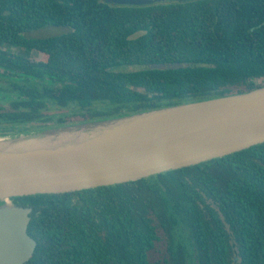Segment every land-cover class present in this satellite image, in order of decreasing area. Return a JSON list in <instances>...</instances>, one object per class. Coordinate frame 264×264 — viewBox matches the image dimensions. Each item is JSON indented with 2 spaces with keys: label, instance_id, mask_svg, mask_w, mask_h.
Masks as SVG:
<instances>
[{
  "label": "trees",
  "instance_id": "trees-1",
  "mask_svg": "<svg viewBox=\"0 0 264 264\" xmlns=\"http://www.w3.org/2000/svg\"><path fill=\"white\" fill-rule=\"evenodd\" d=\"M48 25L72 30L26 36ZM167 63L185 66L158 67ZM261 86L264 0H0V95L15 97L0 100V134ZM12 200L33 208L37 247L25 264H187L180 223L198 264H264V143L136 181Z\"/></svg>",
  "mask_w": 264,
  "mask_h": 264
},
{
  "label": "water",
  "instance_id": "water-1",
  "mask_svg": "<svg viewBox=\"0 0 264 264\" xmlns=\"http://www.w3.org/2000/svg\"><path fill=\"white\" fill-rule=\"evenodd\" d=\"M106 1L146 6L167 0ZM79 124L97 126L88 130ZM79 124H70L78 125L70 134L22 133L5 143L37 146L49 141V146L23 153L0 151V264H25L37 247L28 233L33 208L14 204L12 198L136 181L263 144L264 86Z\"/></svg>",
  "mask_w": 264,
  "mask_h": 264
},
{
  "label": "rangeland",
  "instance_id": "rangeland-1",
  "mask_svg": "<svg viewBox=\"0 0 264 264\" xmlns=\"http://www.w3.org/2000/svg\"><path fill=\"white\" fill-rule=\"evenodd\" d=\"M72 29L68 26H54V25H48L45 27H42L38 30L32 31L28 33L26 36L28 38L32 39H39V38H47V37H57L64 35L68 32H70ZM12 50H15L14 48ZM37 59L41 58V54L39 52L34 53ZM121 70L123 71H135L137 70V67L130 66L126 68H122ZM43 84L48 83L47 81H42ZM8 98H15L14 96L10 95H0V100L2 99H8ZM38 124H31L29 126V130H24V131H19L21 129H14L12 132L0 134V145L5 144L10 142L11 139L17 138L20 136L22 133H34L38 131H51L54 132V134H70L73 133L78 127V125H69V126H62V127H50V126H44L41 128H36ZM27 126V125H25ZM85 129H92L96 127V124H85V125H80ZM23 127V126H22ZM25 128V127H24ZM1 203V201H0ZM174 236H175V241L176 243H182L185 247L186 250V260L187 264H198L197 260V252L196 248L194 245V240H193V235L190 230V228L185 224V223H180V225L176 226L175 231H174Z\"/></svg>",
  "mask_w": 264,
  "mask_h": 264
},
{
  "label": "bare ground",
  "instance_id": "bare-ground-1",
  "mask_svg": "<svg viewBox=\"0 0 264 264\" xmlns=\"http://www.w3.org/2000/svg\"><path fill=\"white\" fill-rule=\"evenodd\" d=\"M48 142L49 141L39 143L37 146L30 145L27 143H18L15 145L10 143V144H5V145L0 146V148H1L0 151H2V153H23V152L29 151L35 147L49 146Z\"/></svg>",
  "mask_w": 264,
  "mask_h": 264
},
{
  "label": "flooded vegetation",
  "instance_id": "flooded-vegetation-1",
  "mask_svg": "<svg viewBox=\"0 0 264 264\" xmlns=\"http://www.w3.org/2000/svg\"><path fill=\"white\" fill-rule=\"evenodd\" d=\"M11 202L15 204V202L11 199Z\"/></svg>",
  "mask_w": 264,
  "mask_h": 264
}]
</instances>
